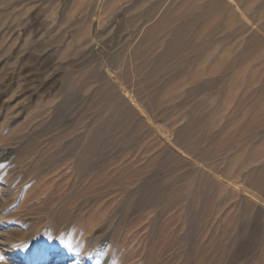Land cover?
<instances>
[{"label": "rangeland", "instance_id": "1", "mask_svg": "<svg viewBox=\"0 0 264 264\" xmlns=\"http://www.w3.org/2000/svg\"><path fill=\"white\" fill-rule=\"evenodd\" d=\"M95 1L0 0V264H264V0L206 13L208 0H175L132 62L151 79L123 92L146 98L149 118L137 101L117 131L114 104L90 98L147 7L109 0L93 14ZM194 14L186 32L206 49L154 73L159 26ZM195 80L215 83L194 93ZM90 137L102 158L83 157ZM80 163L97 170L79 175ZM145 182L157 200L125 201Z\"/></svg>", "mask_w": 264, "mask_h": 264}, {"label": "bare ground", "instance_id": "2", "mask_svg": "<svg viewBox=\"0 0 264 264\" xmlns=\"http://www.w3.org/2000/svg\"><path fill=\"white\" fill-rule=\"evenodd\" d=\"M108 1L109 0H101L99 5H97V6L92 5L93 10L91 11V13L99 12L100 10H104L107 7ZM174 1L175 0H127V2H126V3H129L130 6L125 11H130L132 9L136 10L137 8L147 7V8H145L146 11L145 12L143 11L144 12V14L142 16L143 21H142L141 25H138L139 18L135 17V18H132L126 22V25H125L126 29H129L132 27V28H136V30L131 32V34L130 33L128 34L130 37V39H129L130 41L121 50H118V52H116L117 54L114 57L109 58L108 68H109L110 74L106 75V76L101 75V76H103L99 79L101 81V83H100L98 89L93 93V95L90 98L91 102L93 104L95 102L101 100V99L107 100V101L114 104L115 111H117L120 115V118L111 124V128L115 131H117L118 128L121 127L125 123L127 114H128V116H132V115L137 113L139 103H142V106H144V107H142V109H144V111L141 113L142 119L145 120V119L149 118L148 117V115H149V113H148V110H149L148 105L149 104L148 103L149 102L147 101V99L143 98V97L139 98V96L137 97L138 100L131 99V96L136 92V90L135 91L133 90L131 93L128 92L129 94H124L123 92H125L129 86H130L129 88H131L132 87L131 85H133V87H135L134 83H135V81H137V79L139 77H141V79H142V80L140 79L141 82H148V80L151 79L150 74L147 75V73L143 72V65L132 64V62H134V60L146 57L145 55H147V52L140 48V43L145 39H151L154 37L153 28L155 26V22L161 17L162 18L166 17V12H168V10H171L170 8L174 4ZM187 1L188 0H185L184 2H182L181 6L184 5ZM235 1L233 0V2H235ZM233 2L230 0H208L206 3L201 4L199 9L205 13L208 11H212V10L225 11L228 8H231V6L233 5ZM64 3H65V1H64ZM262 5H258L257 9H255L253 11L252 16H250L248 18V21L245 23V27L249 21L253 22L255 20V15L262 8ZM92 6L90 5V7H87V8H91ZM89 10H91V9H89ZM142 10H139V11H142ZM1 13H3V12H1ZM5 13H6V11H5ZM93 14H96V13H93ZM200 16H201L200 14H194L193 16H191L190 19H188L184 22H181L180 24H177V22L179 20L178 21L175 20L177 22H171V24L164 23L161 26H159L161 30H163L165 33H168V34L165 36L167 38H164L165 45L163 46V50L158 54L157 57L147 60L150 63V65L153 67L152 71L154 73L158 70H161V69L163 70V72L166 71L168 68L166 66L168 64H170L171 62H173L183 50L188 49L189 47H192L196 51V50H199L200 47H203L205 45V44H201V45L195 44L194 45V41L192 40V37H191L192 35L188 34L187 33L188 31L186 32L188 24L192 23L193 25H196L199 23ZM122 17H125V16H122ZM4 18H6V17H4ZM86 20H88V19L86 18ZM121 20H124V19H121ZM227 37H226V39H227ZM207 39H210V35L207 36ZM114 44H116V43H114ZM112 48H114V47L112 46ZM155 48H156V46H151V51ZM200 49H202V48H200ZM205 49H206V47H205ZM243 53L244 52H241V54H243ZM117 67H121V70L114 72V69ZM185 67H186L185 65L176 66L175 72H177V74L180 75L181 72L184 71ZM95 76H97V75H95ZM170 78H171V75H167V79H170ZM193 83H194L193 92L195 93L197 91L210 90L211 87H213L215 82L214 83L211 81H204V82L202 81L201 82V81L195 80ZM137 101L139 103H137ZM71 102H72V99L69 97H66L64 100V103H65L64 105H69V104H71ZM63 113H64V111H63ZM56 119H57L56 122L58 123V121L61 119L60 114L59 115L57 114ZM56 122L54 124H56ZM106 123L109 124L108 121ZM190 123L191 122L189 121L188 124H190ZM52 125H50V127ZM61 126H63V125H61ZM50 130H52V129H50ZM50 130H48V131H50ZM44 133H46V132H44ZM183 133H184V129L180 130L178 134H179V136H182ZM101 146L102 145L96 139V137H90L84 143V149L82 152L83 157L88 156L89 158H91V157L102 158L103 157L102 154H97V150H99L101 148ZM69 148H70L69 146L66 147V150ZM3 154L4 153H1V155H3ZM91 163H93V162H91ZM5 170H7V169H5ZM96 170L97 169L94 165L93 166L90 165V166H88V168H86L85 163L78 164V166L76 168V172L79 175H85V174L91 175V174H94L96 172ZM4 180L5 179L2 178V175L0 172V194L4 192V189L2 187V186H4V184H3ZM155 191H156V187L153 183H151V182L146 183L145 182L142 184L141 187H139L135 191L128 192L126 194V200L125 201H127L129 203L133 202L136 206L149 205L153 201L158 199V196H157ZM135 198H137V201L134 200ZM74 251H76V250H74ZM72 254H74V253H72ZM74 258L76 260L78 257L75 256ZM56 259L57 260L48 262L46 264H55L59 261H61L60 263H62V262L64 263L65 256H60ZM80 259H78V261Z\"/></svg>", "mask_w": 264, "mask_h": 264}]
</instances>
